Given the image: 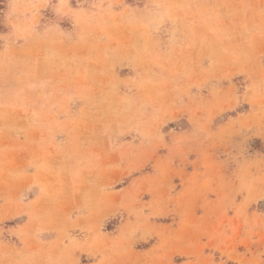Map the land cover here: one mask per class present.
<instances>
[{"label":"rangeland","instance_id":"rangeland-1","mask_svg":"<svg viewBox=\"0 0 264 264\" xmlns=\"http://www.w3.org/2000/svg\"><path fill=\"white\" fill-rule=\"evenodd\" d=\"M0 264H264V0H0Z\"/></svg>","mask_w":264,"mask_h":264},{"label":"crops","instance_id":"crops-1","mask_svg":"<svg viewBox=\"0 0 264 264\" xmlns=\"http://www.w3.org/2000/svg\"><path fill=\"white\" fill-rule=\"evenodd\" d=\"M14 119L16 120V121H14V125H15V127H20L21 126V124H22V122H21V117H22V113H18V111L16 110L15 112H14ZM17 119L19 120L20 119V121H19V123H17ZM17 131L16 130H14V133H16Z\"/></svg>","mask_w":264,"mask_h":264}]
</instances>
